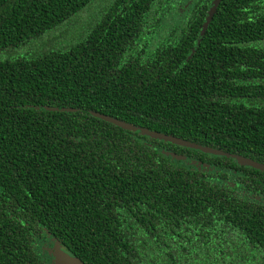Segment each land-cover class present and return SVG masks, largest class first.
<instances>
[{"label":"trees","instance_id":"16d2710c","mask_svg":"<svg viewBox=\"0 0 264 264\" xmlns=\"http://www.w3.org/2000/svg\"><path fill=\"white\" fill-rule=\"evenodd\" d=\"M212 1L0 0V264H264V0Z\"/></svg>","mask_w":264,"mask_h":264},{"label":"water","instance_id":"95a60500","mask_svg":"<svg viewBox=\"0 0 264 264\" xmlns=\"http://www.w3.org/2000/svg\"><path fill=\"white\" fill-rule=\"evenodd\" d=\"M221 0H213L211 7L208 11V20L210 21V19L212 18V16L214 15L217 7L219 6ZM60 111H73V109L71 108H60L57 109ZM95 116L100 117L102 119H105L107 121H110L116 125H119L120 127L126 129V130H130V131H136L138 134L143 135V136H147L153 139H157L160 141H164V142H169L171 144L174 145H178L181 147H185L188 149H195L198 151H201L203 153L206 154H211V155H223V152L219 149H215L212 147H207L186 139H182V138H178L172 135H167V134H163L157 131H152L146 128H142V127H136L133 126L131 124L125 123V122H121L118 121L117 119L111 118L109 116H103L97 113H94ZM172 156H176L177 158H181L184 159V157H179L175 154H171ZM232 158H234L236 160V162L240 165L243 166H247V167H251L254 169H260V170H264V164L253 161L251 159L239 156V155H232ZM48 254L51 256V261L52 264H85L80 258L73 256L71 254H69L68 252H66L62 247H60L59 243L57 241L54 242L53 246L48 249Z\"/></svg>","mask_w":264,"mask_h":264},{"label":"flooded vegetation","instance_id":"af4514ba","mask_svg":"<svg viewBox=\"0 0 264 264\" xmlns=\"http://www.w3.org/2000/svg\"><path fill=\"white\" fill-rule=\"evenodd\" d=\"M52 244V243H51ZM51 246V245H50ZM50 246H43V249H45L46 251H47V254H48V249H50L49 247ZM49 258H51V256L49 257Z\"/></svg>","mask_w":264,"mask_h":264},{"label":"rangeland","instance_id":"374dc122","mask_svg":"<svg viewBox=\"0 0 264 264\" xmlns=\"http://www.w3.org/2000/svg\"><path fill=\"white\" fill-rule=\"evenodd\" d=\"M181 13H182V12H181ZM179 14H180V13H179ZM46 245L50 246V245H52V244L49 243V240H47ZM50 247H51V246H50ZM40 248L43 249L42 246H41ZM50 261H51V258H50Z\"/></svg>","mask_w":264,"mask_h":264}]
</instances>
